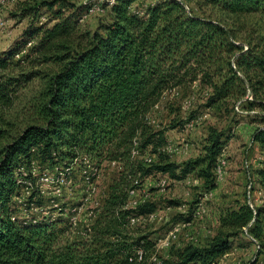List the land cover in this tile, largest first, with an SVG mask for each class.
<instances>
[{"label": "trees", "instance_id": "trees-1", "mask_svg": "<svg viewBox=\"0 0 264 264\" xmlns=\"http://www.w3.org/2000/svg\"><path fill=\"white\" fill-rule=\"evenodd\" d=\"M33 1L32 10L46 8L56 22L29 34L40 35L36 43L24 40L29 30L24 32L23 45L34 44L21 59L14 60L21 52L17 46L0 54V134L19 90L34 78L43 80L38 122L0 148V264H213L245 229L264 246V202L254 207L239 202L221 215L219 231L207 246L189 245L172 260L157 262L156 242L131 230V219L156 212L157 204L125 207L129 189L154 172L180 179L206 163L202 175L214 182L224 149L221 131L211 129L204 157L179 166L160 151L168 143L166 128L155 130L151 123L152 111L167 91L195 82L211 90L209 105L234 99L257 111L260 126L253 140L263 153L257 175L264 189V46L240 44L227 20L248 14L264 20V0H157L144 10L132 9L135 0H115L112 21L94 31L80 25L87 6L77 0ZM192 2L217 8L223 18L198 14ZM51 64L55 69L50 71L37 68ZM135 146L140 153L150 147L159 160L149 164L134 158ZM80 154L99 166L116 161L123 170L89 236L62 241L71 229L66 220L18 216L14 197L22 186L16 171L33 158L58 163ZM191 214L188 221L194 219L193 208ZM141 246L145 255L138 260Z\"/></svg>", "mask_w": 264, "mask_h": 264}, {"label": "rangeland", "instance_id": "rangeland-1", "mask_svg": "<svg viewBox=\"0 0 264 264\" xmlns=\"http://www.w3.org/2000/svg\"><path fill=\"white\" fill-rule=\"evenodd\" d=\"M78 4L88 1L96 3L98 9L86 15L80 22L83 28L91 31L99 29L102 24L109 23L113 19L112 3L114 0H77ZM157 0H135L133 10H144ZM198 14L222 17L223 13L217 8L201 5L197 2L190 3ZM87 6V4H85ZM33 0H9L4 8V17L7 20L6 28L0 27V54L9 52L14 46L21 48V52L14 56V60L21 59L28 49L38 41L40 35L30 36L35 28L40 26L50 27L56 20L51 11L46 8L32 10ZM228 23L234 27L240 44L248 46V42H254L264 46V20L258 14L242 16L240 20L227 18ZM29 30L26 38L33 44H24L22 35ZM27 69L30 64L24 63ZM37 68L50 71L54 65H42ZM19 70L15 71L18 72ZM43 80L34 78L25 84L17 93L16 101L7 111L3 130L0 134V148L10 142L17 134L27 126L38 122L37 105L42 98ZM211 90L195 82L167 91L159 105L151 114L152 124L155 130L166 128L168 142L175 145L177 151L169 154L170 160L179 166L186 162L197 160L206 155L211 129L221 131L223 134L224 149L218 158L225 159V175L223 180L213 183L202 175L206 163L196 165V168L187 176L180 179L171 177L170 174L154 172L144 178V185L148 188L151 201L157 204V211L153 214L140 217L132 223L131 230L148 235L156 242L157 262L175 258L178 250L189 245L207 246L220 228V217L230 208H235L239 202L249 201L255 206L263 204L264 189L259 184L257 170L262 167L263 153L257 142L253 140V133L260 126L255 119L257 111L249 110L248 105L230 99L220 105H209ZM256 120V121H254ZM194 123L193 127L189 124ZM175 125V126H174ZM150 147L140 153L142 159L148 155ZM156 161L159 156L155 155ZM123 165L103 161L98 176V191L93 196L94 203L89 204L93 209H84L80 223L65 232L62 241L79 240L89 236L91 224L89 211L102 204L113 181L117 180ZM180 172V170H178ZM212 173V172H211ZM215 174V171H214ZM74 178L79 179V173L75 171ZM161 178L167 179L164 190H160L157 182ZM210 180H213L210 176ZM80 184V182H78ZM212 184L214 187H212ZM79 186V185H78ZM65 193L64 200L74 204L81 195L75 196L65 183L62 187ZM77 194L79 192L75 191ZM63 193V195H64ZM195 210L194 219L191 209ZM20 213V209H18ZM54 208H48V215L53 214ZM179 227L178 237L172 241L170 234L175 227ZM170 240V245L165 242ZM261 240L264 244V235ZM232 248L218 259L216 264H264V246L260 245L247 230L241 231L232 238Z\"/></svg>", "mask_w": 264, "mask_h": 264}, {"label": "built area", "instance_id": "built-area-1", "mask_svg": "<svg viewBox=\"0 0 264 264\" xmlns=\"http://www.w3.org/2000/svg\"><path fill=\"white\" fill-rule=\"evenodd\" d=\"M9 0H0V27L6 28L7 20L4 17V8L8 4ZM87 10L84 16L94 12L98 9L96 3H88ZM115 3V0L111 5ZM83 16V17H84ZM248 99H252L253 96L249 94ZM237 104V109H239V104ZM152 123V120H151ZM194 123L189 124L190 127H193ZM137 144V142H136ZM160 151L166 152L168 154L177 151V148L170 141L163 146ZM132 155L134 158L139 157L140 150L137 146L134 147ZM155 155L148 153V155L143 157V160L147 163H152L155 161ZM112 163L116 164V161ZM226 160L220 159L217 162L215 168V175L217 180H223L226 173ZM99 166L91 156L88 154H80L67 162L60 161L58 163L51 162H41L40 160L33 158L29 162H26L20 165L16 171L18 182L22 186L21 193L14 197V201L17 203L20 209L18 211V216L22 218H35V220H46V221H55L59 218L69 222L72 227L77 226L80 223L81 214L84 209H93L89 204L94 203L93 196L98 191V176ZM77 171L79 173V179L74 178V173ZM80 182V184H78ZM67 183L68 189L73 193L74 198L80 194L81 198L74 204H69L68 201L64 200L65 193L63 192V185ZM135 184L139 183V179H136ZM79 185V186H78ZM167 185V179L161 178L157 182V186L160 190H164ZM79 192L75 194L76 190ZM64 193V195H63ZM151 195L148 188L142 184L133 186L129 189L128 192V202L126 208H137L141 204H144L148 201H151ZM41 199V202L37 200ZM103 204V203H102ZM102 204L96 203V208L89 211L90 220L92 221L89 225V234L92 232V225L94 224L98 214L102 208ZM251 207L254 205L249 201ZM52 207L55 209L53 214L48 215V208ZM153 214V213H151ZM150 215V214H148ZM133 217L131 219L132 223H135L140 217ZM195 216V214H194ZM70 229V230H71ZM247 230V229H245ZM179 227H175L170 234V239L172 241L176 240L178 237L177 232ZM256 240V239H255ZM170 240L165 242V246L170 245ZM145 255V248L139 247L137 250L138 260H142ZM155 257V256H154ZM155 260V258H153ZM156 261V260H155ZM213 264H216L213 263Z\"/></svg>", "mask_w": 264, "mask_h": 264}]
</instances>
